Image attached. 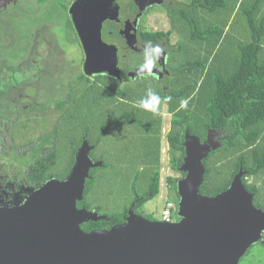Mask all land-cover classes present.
Listing matches in <instances>:
<instances>
[{"label":"flooded vegetation","instance_id":"af4514ba","mask_svg":"<svg viewBox=\"0 0 264 264\" xmlns=\"http://www.w3.org/2000/svg\"><path fill=\"white\" fill-rule=\"evenodd\" d=\"M76 1L64 0V3L61 1V4H58L48 0L50 4L45 9L40 10L37 0H25V3H22V0H0L1 206H15L23 203L29 195L52 178L66 179L77 161L78 152L86 142L90 145L92 160L95 163L102 162L100 159L103 155H96L102 141L97 138L91 140L89 131L87 132L86 128L82 126L88 122L91 125L94 119L95 123L91 125L92 132H98L101 122L110 123L114 121L118 114L109 119V111L112 110V107L108 105L104 108L103 105H107L111 96L117 97L118 92L119 94L122 93L125 86L130 87L135 83H145L146 80L162 84L161 89L165 93L161 97L165 99L166 103L177 101L174 109L170 111L157 110V114H154L153 111L148 110L146 120L143 119L142 121V125L146 124L148 131H150L148 138L150 134L151 136L155 135L158 129L160 131L161 142L156 159L158 164L164 151L163 138L170 143L168 135L175 126L174 118L183 109L180 106L184 97L180 93L184 85L183 75L187 74L188 77L197 72V68H193V61L191 62L190 59L185 61L186 59L184 60L182 56L185 54L184 52L193 54V57L199 55L195 53V49L193 50L184 44L171 45L174 36L172 30H151L146 28L143 21L151 13L159 12L160 14L162 10H165V14L168 16L171 13L170 10L174 8H179V12L182 13L183 6H177V3H181L179 0H140L139 3L136 0H116L119 8L113 15L115 19L110 14L103 18V43L101 45L105 49L98 46L97 42L89 41L90 45L95 46V61L90 66V71L93 73L88 74L87 48L76 29L71 11ZM98 1L93 0L96 3ZM140 3L142 4L140 5ZM8 5L17 7L18 13L15 15L8 13L6 11ZM62 20L69 24L79 37V44L82 46L80 66L69 64L63 57V49L59 45L58 32L55 28ZM180 21L185 22V20ZM25 26L27 29L26 31L24 29L23 32L21 27ZM16 27L17 30L20 29L24 33L22 37L25 39H22V44L14 45L11 33ZM160 31L163 34H156ZM165 33H169V35ZM15 46L17 48L14 50ZM155 47H159L162 51L156 58L151 71L143 73L145 50ZM185 62H189V64L182 66ZM115 63L117 64L115 65ZM97 66L109 68L114 73L96 72L94 69ZM70 69L78 70V72L74 73ZM89 82L93 84L86 86ZM91 89L95 90L89 96L86 90L91 91ZM168 91L175 94H169ZM168 97L170 99H167ZM88 99L90 102L98 103L99 108L93 109L87 114L85 107ZM55 100L57 102L54 104ZM121 100L132 103L124 97ZM191 100V96H188L184 101H187L188 105ZM106 112L109 113L107 116ZM124 120H120L119 123L124 124L122 122ZM22 126L30 132L25 134V139L20 138L23 133ZM175 129H181V125L176 124ZM212 131L224 135L226 132L223 129L211 128L208 130L206 138L202 139L203 142L208 137L212 138ZM71 132L75 136L70 139ZM226 138V135L219 138L221 146ZM65 140L70 141H68V146L72 150L69 155L71 160L69 173L56 175L48 172L58 164V161L61 162L65 158L67 148ZM170 147L171 145L168 153L170 163H172ZM142 161L145 165L155 164V161H150V157L146 153H144ZM171 175L178 177L179 181L186 174L183 176L181 171H177L176 174L170 173L167 176V183L174 192V200L179 205V193L177 187L175 188L170 182ZM150 193L143 196L135 195L132 206L137 213L149 219L161 220L157 217H148L136 210L139 206L143 207L147 201H143V199ZM257 200L259 202L258 207L264 209V201L261 200L259 193ZM127 216L125 217L127 218ZM263 240L264 233L260 242Z\"/></svg>","mask_w":264,"mask_h":264},{"label":"water","instance_id":"95a60500","mask_svg":"<svg viewBox=\"0 0 264 264\" xmlns=\"http://www.w3.org/2000/svg\"><path fill=\"white\" fill-rule=\"evenodd\" d=\"M118 8L116 0H77L72 6L76 29L87 48L88 74L95 61V46L89 41L105 49L103 18L110 14L115 19ZM94 70L114 73L103 66ZM184 145L180 170L186 175L177 183L178 221L152 220L132 206L123 223L85 231L83 223L108 218L78 206L92 168L102 164L92 160L86 142L66 179L48 180L19 205H0V264H240L263 238L264 209L255 204L242 168L226 190L203 194L204 160L216 147L210 137L203 142L188 129Z\"/></svg>","mask_w":264,"mask_h":264},{"label":"rangeland","instance_id":"374dc122","mask_svg":"<svg viewBox=\"0 0 264 264\" xmlns=\"http://www.w3.org/2000/svg\"><path fill=\"white\" fill-rule=\"evenodd\" d=\"M51 1L54 3L57 2L58 4H61V1L64 3V0ZM225 1V7L219 6L216 10H212L211 8H198L192 11V8H195L194 5H196L199 0H179L181 3H177V6H183V10H186L184 16L179 12V8H174L173 13H170L169 16L165 14V10H162L160 14L159 12L151 13L143 20L146 24V28L151 30H172L174 36L171 45L184 44L193 48V50L195 49V53L199 54L193 57V54L184 52L185 54L182 56L184 60L186 59L185 61H189L190 59L191 62L198 60L206 62L207 68L204 71L200 70L194 72V75L188 77L187 74L183 75V87L185 85H194V88L192 92L185 94L182 98V101H184L188 96H191L192 100L188 103L187 107L182 109L179 115L191 114L196 118V122H204L207 119L205 112L206 103H204L205 99L201 101H198V99L201 96L200 90L202 86L206 84L207 87V85L212 82L213 76L208 70L222 69L223 74H230L232 69L229 67L227 70L226 67L232 64L236 57H238V53L236 52L239 45L238 42L243 40L247 41L250 37L247 16L244 9L253 5L255 0ZM22 3H25V0H22ZM37 3L40 10L45 9L50 4L48 0H37ZM6 11L14 15L18 13V9L17 7L14 8V5L12 7L8 5ZM180 20H185V22ZM197 20H200L196 25L199 28V37L194 38L192 36L193 33H195V25L193 27V22ZM62 22L63 20L60 21V24L55 28L57 30L56 32H58L59 45L63 49V57L69 64L80 66L82 62V46L79 44V37L69 24ZM226 22H230V27L226 29V35H224L217 45L215 44L217 43L218 37L214 38L209 34H206V37H204V33L207 32L206 27L208 24H217L224 28ZM12 23L14 25V22ZM24 29L26 31L27 27H21L23 32ZM21 30H17L16 27L14 32L11 33L14 45L19 43L22 44L23 42L21 41L25 39L22 37L24 33H22ZM183 47L185 48V46ZM16 48L15 46L13 49L15 50ZM183 51H185V49H183ZM188 64L189 62H185L182 66ZM70 71L74 73L78 72V70L72 69H70ZM213 72L215 73L216 70H213ZM187 82L190 83L188 84ZM92 84L93 83L89 82L86 86ZM161 86L162 84L151 80H146L145 83H135L134 85H130V87L125 86V88L122 89V93L119 94L118 92L116 95L117 97L111 96V100H109L107 105H103L104 108L108 105L112 107V110L109 111V119L115 114H118L115 119L116 121L114 120L110 123L101 122V127L98 129V132H92L91 125L95 123L94 119L91 125L90 122H88L85 126H82L86 128L87 132L89 131L91 140L97 138L99 141H102L96 154L98 156L101 154L103 155L100 159L102 164L92 168L93 172L91 171V176L92 174L94 175V181L91 183L89 194H87V201L91 206V210H97L103 214L121 216L126 212L123 216V218H126L125 216H127L129 209L135 201V195L143 196L148 193L151 174H153L157 168L156 159L158 157L159 142L155 135L151 136L150 134L148 138L150 131H148L146 124L142 125V121L146 118L148 110L139 107L138 102L141 99L147 98L148 90L151 89L152 92L160 97V104L157 110L170 111L174 109L177 101H168L166 103L165 99L161 97L165 93V91L161 89ZM171 92L168 91L169 94H171ZM122 97L127 98L133 104L128 103V101L124 102L121 100ZM56 102L57 100L53 103L55 104ZM85 108L88 114L89 111L99 108V105L98 103L95 104V101L91 103L88 102ZM105 114L107 116L109 113L106 112ZM120 120H124L122 121L124 124L119 123ZM198 127L199 126H197V129ZM21 129L23 133L20 138L25 139V134H29L30 132L24 129L23 126ZM73 132H71L69 136L70 139L75 136ZM211 135L212 138L210 137V140L214 147H216V149L219 148L221 146L219 138L225 135L214 131H212ZM65 141L67 146L65 158L61 162L58 161V164L48 172L55 173L56 175H58V173L64 175L69 173V165L71 163L69 155L72 150L71 147L68 146L70 141ZM169 146L170 143H168V140L163 138L164 151L161 161L158 162L159 166L162 168V185L160 193L148 199L143 207L139 206L136 208L137 211L144 213L148 217H157L161 219L162 211L167 200H174V192L167 183V176L170 173L176 174L177 172L171 170L170 155L168 153L170 150ZM144 153L150 157V161H155V164L150 163V165H145L142 161ZM210 166L212 171L210 173L209 182L212 183L213 186L211 190H214L218 186L225 184L232 177L235 168V159H232L228 152L217 155L213 154L211 156ZM247 181L250 184L258 186L259 196L261 200L264 201V171L256 175L248 176ZM240 264H264V240L261 244H259V242L254 244L250 248L248 254L246 253L243 257Z\"/></svg>","mask_w":264,"mask_h":264},{"label":"trees","instance_id":"16d2710c","mask_svg":"<svg viewBox=\"0 0 264 264\" xmlns=\"http://www.w3.org/2000/svg\"><path fill=\"white\" fill-rule=\"evenodd\" d=\"M245 1V0H244ZM225 0H199L194 5L195 8H211L216 10L217 7H225ZM243 5V3H242ZM241 5V6H242ZM171 13L173 9L170 10ZM247 16V22L250 32V37L247 41H239L236 52L238 57L227 66V70L232 69L230 74H223L222 69H209L208 72L213 76L212 82L207 85L204 84L200 90L201 96L198 101L203 99L207 119L204 122H196V118L191 114H177L174 118V128L168 135L172 152V170L175 172L181 171L180 166L183 164L186 149L184 145L186 130L190 133L200 136L201 140L206 138L208 130L211 128L225 130L226 139L223 140V145L213 150L208 157L205 158L206 166L205 181L200 188L203 194L215 195L226 190L232 183L235 175L242 168L246 171L243 176L247 188L256 196L254 202L258 206L259 202L257 196L259 188L255 184H250L247 181L248 176L256 175L264 171V0H255L253 5L244 9ZM183 16L186 10L182 12ZM200 20L194 21L195 33L194 38L199 37V28L196 26ZM230 22L224 24V28L217 24H208L207 32L211 37L217 38V45L220 40L226 35V29L230 27ZM156 34H163L162 31ZM169 35V33H165ZM213 34V35H212ZM201 35V34H200ZM227 38V37H226ZM191 64V63H190ZM193 68L197 71H204L207 67L206 62L198 60L193 62ZM213 70L216 72L214 73ZM221 72V73H218ZM225 73V72H224ZM194 85H185L181 88V95L184 96L192 92ZM91 91L86 90L90 96ZM171 94H175L171 92ZM86 102V106L88 105ZM91 103V102H90ZM176 124L181 125V129H175ZM197 126L198 129H197ZM156 139L159 142L160 149V131L156 132ZM229 153L232 159H235V168L232 177L223 185L213 188L210 180V173L212 168L210 166L211 156L217 154ZM93 172V171H92ZM91 172V173H92ZM184 176L186 173L181 171ZM178 177L171 175L170 182L176 188ZM161 167L159 163L154 173L151 174L149 192L150 195L145 197L143 201L157 196L160 193ZM94 181V175L87 180V188L85 197L78 202V206H86L91 210L88 204L87 194L90 192L91 183ZM103 214V213H101ZM121 215H107V219L90 220L83 223L82 227L85 231H92L94 229H110L118 223H123L125 218ZM261 244V242H259ZM249 252V251H248ZM247 252V254H248ZM243 259V258H242Z\"/></svg>","mask_w":264,"mask_h":264},{"label":"clouds","instance_id":"9594fccd","mask_svg":"<svg viewBox=\"0 0 264 264\" xmlns=\"http://www.w3.org/2000/svg\"><path fill=\"white\" fill-rule=\"evenodd\" d=\"M161 49L159 47H155L153 49H146L145 50V63L142 66V70H150L156 62V58H158L159 54L161 53ZM167 99H170L168 97ZM160 104V97L152 92L151 89L148 90V96L145 99H141L138 102V106L144 108L146 110L153 111L154 114H157L158 105ZM181 108L187 107V101L181 102Z\"/></svg>","mask_w":264,"mask_h":264},{"label":"built area","instance_id":"2783aa9c","mask_svg":"<svg viewBox=\"0 0 264 264\" xmlns=\"http://www.w3.org/2000/svg\"><path fill=\"white\" fill-rule=\"evenodd\" d=\"M179 205L175 200H167L162 211L161 220L165 222H176L180 219L178 215Z\"/></svg>","mask_w":264,"mask_h":264}]
</instances>
